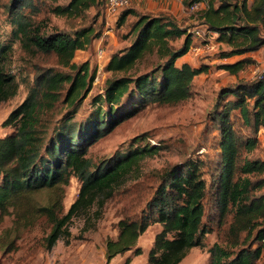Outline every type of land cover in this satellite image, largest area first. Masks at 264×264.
<instances>
[{"label": "trees", "instance_id": "obj_1", "mask_svg": "<svg viewBox=\"0 0 264 264\" xmlns=\"http://www.w3.org/2000/svg\"><path fill=\"white\" fill-rule=\"evenodd\" d=\"M181 1L187 10L199 5L192 15L228 46L222 51L223 58L240 56L222 63L221 68L238 75L254 62L248 54L264 47V0ZM92 7L97 14L102 7L108 9L106 0H70L52 10L72 19ZM7 11L24 49L55 54L65 69L38 71L25 99L3 123L13 131L0 137V223L10 212L20 221L27 220L30 215L24 201L28 197L44 189L57 191L76 176L82 185L66 214L59 215L52 206L37 207L52 220L46 237L47 247L52 248L75 214L91 205L98 194L111 196L143 159L158 152L157 146L144 141L145 135H136L137 145L98 163L87 156L90 147L152 103L177 104L191 98L195 78L208 69L177 63L192 48L196 33L174 14L127 8L119 13L116 25L129 24L123 37L130 38V43L111 54L105 69L112 76L93 97V109L77 120V108L93 88L97 71L88 61L76 63L74 58L78 50L102 36L105 17L101 23L69 31L47 29L44 21L27 15V11H41L40 0H10ZM128 16L134 19L128 21ZM12 51V43L0 40V104L14 97L19 88L9 72ZM60 100L67 111L48 133L45 117ZM212 118L219 134V158L207 169L208 180L203 175V159H189L164 171L141 216L118 222L117 237L106 243L108 261L131 250L140 235L159 222L162 230L149 251V263L178 264L191 248L203 246L205 235L212 230L204 222L208 202L218 226L232 216L231 245L215 244L209 264H257L264 251V158L249 154L258 147L259 131L264 128V75L223 86L213 103ZM239 119L251 134L241 132ZM250 238L258 243L255 247L247 244ZM135 253L140 254L141 248Z\"/></svg>", "mask_w": 264, "mask_h": 264}, {"label": "rangeland", "instance_id": "obj_2", "mask_svg": "<svg viewBox=\"0 0 264 264\" xmlns=\"http://www.w3.org/2000/svg\"><path fill=\"white\" fill-rule=\"evenodd\" d=\"M10 0H0V40L13 44L9 72L19 83L16 95L0 104V137L13 131L9 125L3 123L10 112L27 96L33 79L38 71L53 68L64 70L55 54L31 52L24 49L14 31L16 25L7 11ZM70 0H40L41 11L27 15L35 21H44L47 29L58 27L62 30H72L82 25L101 23L103 34L84 50L76 52L74 61L82 63L88 61L92 69H96V79L93 88L77 108L75 119L86 117L93 109L92 99L104 89L106 79L112 73L105 69L111 54L130 43V38L123 37L129 30V24L122 27L116 25V19L122 11L132 7V2L111 13L102 7L99 12L92 7L86 14L78 18H66L53 12L56 5H65ZM217 4V1H216ZM136 9V8H135ZM139 8L137 11H145ZM178 13V21L190 28L201 30V35L195 34L190 51L178 59L177 63L188 62L193 66L205 65L207 71L198 75L193 82L194 94L191 98L177 104L152 103L138 115L128 119L107 136L93 144L87 156L93 163L124 151L139 142L133 140L136 135H145V142L158 147L153 156L143 159L138 167L118 186L113 194H98L93 203L75 214L67 225L66 231L52 248L47 247L46 237L52 228V220L48 215L40 214L37 207L52 206L59 215L68 212L72 203L77 199L81 181L72 176L68 184L62 185L57 191L44 189L32 194L24 201L29 210V218L20 221L14 212H10L0 223V264H151L149 251L156 235L162 230L159 222L152 223L143 232L137 244L123 254L115 256L110 261L106 257V243L110 238L118 235V222L125 217L139 218L145 209L147 201L153 195L160 183L162 173L173 165L182 164L189 159H203V175L208 180L207 169L216 165L219 158L218 130L212 118V108L219 90L238 80H251L261 75L264 68V47L249 53L254 59L238 75L230 74L220 67L222 63L235 61L240 56L228 58L221 56L228 46L219 42L216 34L207 31L200 20L194 19L192 9ZM155 13V12H154ZM128 21L134 16H128ZM182 42L178 40L175 45ZM67 111V106L60 102L48 113L45 121L48 123V133L53 130L56 120ZM238 126L245 135L252 131L238 120ZM260 142L250 157L264 158V129L259 131ZM142 145V144H140ZM264 192V189L262 190ZM204 222L211 227V232L205 235L203 246H195L178 264H209L211 248L215 244L230 246L232 237L227 223L218 226L210 204L206 203ZM214 218V219H213ZM245 232L241 233V239ZM253 243V238L247 244ZM258 243L254 242L253 247ZM141 248L136 254L135 249ZM257 264H264V251L257 260Z\"/></svg>", "mask_w": 264, "mask_h": 264}, {"label": "crops", "instance_id": "obj_3", "mask_svg": "<svg viewBox=\"0 0 264 264\" xmlns=\"http://www.w3.org/2000/svg\"><path fill=\"white\" fill-rule=\"evenodd\" d=\"M132 7L146 9L145 11L170 12L177 17L178 13H184L187 10L181 0H132ZM264 129V128H263Z\"/></svg>", "mask_w": 264, "mask_h": 264}, {"label": "built area", "instance_id": "obj_4", "mask_svg": "<svg viewBox=\"0 0 264 264\" xmlns=\"http://www.w3.org/2000/svg\"><path fill=\"white\" fill-rule=\"evenodd\" d=\"M132 0H106L107 7H108V12L111 13L119 8H123L128 6ZM199 8V5H194L191 9L196 10ZM194 32L198 35H201V30L197 29L194 30ZM262 75H264V68L262 70Z\"/></svg>", "mask_w": 264, "mask_h": 264}]
</instances>
